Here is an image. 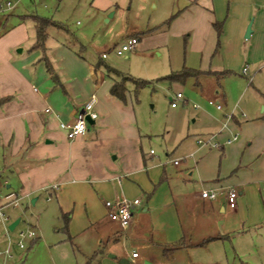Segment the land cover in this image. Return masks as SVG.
Returning <instances> with one entry per match:
<instances>
[{
	"label": "crops",
	"instance_id": "1",
	"mask_svg": "<svg viewBox=\"0 0 264 264\" xmlns=\"http://www.w3.org/2000/svg\"><path fill=\"white\" fill-rule=\"evenodd\" d=\"M2 2L0 12L15 8ZM174 3L165 39L176 34L180 45L174 53L169 42L162 44L169 45L175 58L170 75L184 69L199 75L184 82L164 79L171 85L192 80L201 96L224 107L216 109L220 114L203 109L192 116V126L167 132L163 155L144 151L153 134L136 117L127 88L132 80L126 83L123 102L111 95L114 82L122 78L108 74L109 66L101 72L102 63L83 64L66 45L52 49L49 34L45 50L35 47L34 17L39 15L21 13L12 24L11 15H3L0 99L9 100L0 107V205L10 196L26 202L27 208L36 207L41 198L44 202L26 254L19 252L25 244L21 249L5 241L0 224V250L9 247L11 252L10 257L0 256V264H208L210 257L211 264L222 242H235L264 225V114L259 112L264 103L245 105V87L240 96H231L221 84L231 76L264 77V0ZM215 23L222 24L220 34ZM156 28L160 33L128 36L144 46L143 41L166 31ZM62 58L68 60L64 65ZM46 59L59 83L48 73ZM204 77L213 79L207 80V88L200 80ZM92 96L98 119L88 123L85 135L69 139L61 124L72 123ZM235 134H240L238 140L226 144ZM176 146L181 151L174 156ZM231 190L239 193L234 210L227 202ZM205 191L216 198L203 199ZM115 200H139L127 228L107 216L105 201ZM17 219L21 222L16 217L9 226Z\"/></svg>",
	"mask_w": 264,
	"mask_h": 264
},
{
	"label": "rangeland",
	"instance_id": "2",
	"mask_svg": "<svg viewBox=\"0 0 264 264\" xmlns=\"http://www.w3.org/2000/svg\"><path fill=\"white\" fill-rule=\"evenodd\" d=\"M6 1H10L15 8L12 11L0 12V23L3 20V15L8 14L11 15L10 24L14 22V17L21 13L37 14L49 18L63 24L68 29L67 31L55 26L50 27L47 42L49 47L51 45L56 47L57 44L66 45L65 47L72 51L70 55L81 56L79 59L84 62L83 64L96 67L100 62L103 64L99 69L101 72H104L105 66H109L133 79L146 83L138 90L133 82L127 84L140 126L144 131L153 134L151 139H147L144 143L146 153L153 149L157 155H163L161 151L166 150L167 132L175 131L179 125L180 129L183 127L184 130L189 124L192 126V116L197 112L206 109L213 114L223 113L216 111V107L210 104V101L217 103L216 100L211 97H203L198 93L192 80L185 84L174 83L171 85L164 79L172 73L175 67V58L168 50L169 45L172 46L174 53L180 45L179 36L176 34L170 33L169 37L165 39V34H168L167 31L170 28V26H165V22L171 17L170 10L175 4L174 0H3L2 4ZM158 26L166 31L148 38V41H143L144 46L138 44L136 50L129 54L117 55L118 47L132 38L128 35L137 31H150L145 34L149 35L152 31H156ZM156 32L153 33L156 34ZM166 41L169 42V45L162 46ZM20 50L21 48L17 49V51ZM104 53L106 54L105 58L103 57ZM62 61L64 65L68 60L62 58ZM202 79L200 80L205 88L209 86L208 81L213 80L208 77ZM252 81H254L253 84H250ZM221 84L227 94L231 96L234 93L240 96L243 87H245L244 89L247 91L243 99L245 105L254 106L257 104V100L264 103V96L259 92H264L263 76L256 79L243 78L241 75L231 76ZM178 93L182 95V99L178 101V108L173 110L169 98ZM184 102H187V105H184ZM222 106L224 107V105ZM259 112L264 114V105L260 106ZM245 115L250 120L247 112ZM171 151L176 156L179 155L181 148L176 146ZM262 195L264 198V190H262ZM41 202L42 204L44 202L42 198L36 207L29 206L27 208L26 202H21L17 210L11 207L5 209V213L12 221L16 217H21L20 224L12 232H6L0 225L5 241L11 240L15 247L21 240L19 234L27 233L33 229L32 224L37 217ZM243 236L237 237L235 240L238 245L235 248L239 253L235 254V248H233L235 242H222L218 251L215 252L216 256L211 264H264V225ZM22 241L26 245V249H19V252L26 254L29 239L25 238ZM210 260H212L211 257Z\"/></svg>",
	"mask_w": 264,
	"mask_h": 264
},
{
	"label": "built area",
	"instance_id": "3",
	"mask_svg": "<svg viewBox=\"0 0 264 264\" xmlns=\"http://www.w3.org/2000/svg\"><path fill=\"white\" fill-rule=\"evenodd\" d=\"M9 6V3H8ZM138 45V39L131 38L125 44H123L120 48L116 50L117 55L123 56L125 54L131 53L136 50ZM103 57H106V54H103ZM248 73V68L245 67L242 70V74L246 76ZM182 99V95L179 93L176 95L175 99L172 100L171 106L175 108L177 106V101ZM95 104L96 98L92 96L83 106L82 110L78 112L75 120L69 124H61V127L68 132V138L74 139L78 136L85 135L88 131V122L89 121H96L98 119V114L95 112ZM211 105H214L217 110H222V105L219 103H215L210 101ZM50 110L47 109L46 112ZM238 134H235L231 139H229L226 144H231L238 140ZM199 144H205L203 140L199 141ZM180 160L175 161L174 164L178 165ZM54 190H58L57 186L53 187ZM239 193L235 190H231L227 194V202L230 209L234 210L237 207V199ZM201 197L206 200H214L216 198V194L210 192H202ZM139 204V200L134 201H127V200H115V201H105V207L107 210V216L109 220L113 223L120 225L122 228H127L132 220L133 217V208L134 206ZM20 206V199L19 198H11L9 197L8 201L0 205V224H2L5 228V231H9V224L11 222L10 217L5 213V209L8 207H12L14 209ZM36 234L34 231L29 230L27 233L21 232L19 234L20 241L18 242V246L23 249L25 247L22 239L28 238L33 239L35 238ZM10 250L9 247L6 250H0V256L4 255L6 257H10ZM133 258L138 256L137 253H134Z\"/></svg>",
	"mask_w": 264,
	"mask_h": 264
},
{
	"label": "trees",
	"instance_id": "4",
	"mask_svg": "<svg viewBox=\"0 0 264 264\" xmlns=\"http://www.w3.org/2000/svg\"><path fill=\"white\" fill-rule=\"evenodd\" d=\"M34 20L36 23L35 26H36V30H37V43H36L35 47L45 50V43H46V40L48 38V29L51 26H56V27H60V28H63V26H61L60 24H58V23H56V22H54L48 18H43V17H39V16H35ZM221 27H222L221 23L220 24L219 23L214 24V28L217 30L218 34H220V32H221ZM46 67H47L48 73L52 76V79L54 81H56L57 83H59V78L55 74L54 67L52 66L51 62L48 59H46ZM107 71H108V74L112 73V74H115V75L122 78L121 81H115L114 82L110 92H111V95H113L114 97H116L117 99H119L123 102L126 100V92H127L126 83H127V81L132 80L136 84V90L141 89L146 84L143 81L131 79L128 76H124L120 72H118L117 70H114L112 68L108 67ZM197 75H199V72L196 70L184 69L181 72L174 73V74L166 77L165 79H167L171 82H176V81L177 82H184L188 78L196 77ZM8 100H9V98L0 99V107L3 106ZM63 218H64L65 226H67V223H68L67 216H63Z\"/></svg>",
	"mask_w": 264,
	"mask_h": 264
},
{
	"label": "water",
	"instance_id": "5",
	"mask_svg": "<svg viewBox=\"0 0 264 264\" xmlns=\"http://www.w3.org/2000/svg\"><path fill=\"white\" fill-rule=\"evenodd\" d=\"M252 30H251V24L248 26L247 32H246V38L250 37ZM90 123V121L88 122ZM20 223V219H17L15 222H13L10 226H9V231H14L16 229V227L19 225Z\"/></svg>",
	"mask_w": 264,
	"mask_h": 264
}]
</instances>
